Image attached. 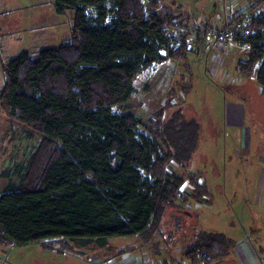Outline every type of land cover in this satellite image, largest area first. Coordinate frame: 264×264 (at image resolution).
<instances>
[{
    "label": "trees",
    "instance_id": "obj_1",
    "mask_svg": "<svg viewBox=\"0 0 264 264\" xmlns=\"http://www.w3.org/2000/svg\"><path fill=\"white\" fill-rule=\"evenodd\" d=\"M158 6L159 0H54L56 12L73 13L68 42L10 60L0 110L39 143L18 183L0 192V246L41 243L74 253L73 247L101 249L113 237L150 239L164 207L209 199L201 175L188 168L199 123L186 120L179 109L165 113L175 104L173 90L167 107L146 124L113 111L134 93L137 74L165 59L162 49L173 61L187 60L193 51L186 39L175 46L170 35L187 26L186 17L172 8L158 12ZM87 8L95 11L91 19ZM247 26L261 33L237 68L252 76L264 96V17ZM196 34L199 43L200 30ZM184 85L188 93L191 85ZM172 162L183 168V176L172 170ZM186 182L189 190H183ZM196 235L183 261L215 264L229 254L232 239L223 233Z\"/></svg>",
    "mask_w": 264,
    "mask_h": 264
},
{
    "label": "rangeland",
    "instance_id": "obj_2",
    "mask_svg": "<svg viewBox=\"0 0 264 264\" xmlns=\"http://www.w3.org/2000/svg\"><path fill=\"white\" fill-rule=\"evenodd\" d=\"M256 1L159 0L158 12L172 8L175 14L186 17L187 26L173 28L170 35H179L182 44L187 38L193 51L186 53L187 60L173 61L167 58L168 50H162L160 55L165 59L140 71L134 80V93L125 103L113 107L115 113H131L146 124L155 111L167 107L173 90L175 104L168 106L165 113L169 116L179 109L186 120L199 123V138L188 168L201 175L209 199L203 203L189 199L182 207H164L161 224L150 239L138 235L113 237L101 249L73 247L74 253L46 249L41 243L10 244L0 246V264H191L183 261V251L194 245L201 231L223 233L232 239L229 254L215 264H264V210L260 203L264 199V96L252 76L237 68L238 62L246 59L247 51L220 40L219 35L207 34L208 30L239 32L256 8ZM1 2L0 89L10 60L23 51L35 56L42 49L66 44L73 23L70 11L61 15L58 24L43 17H51L49 10H53L54 0H29L27 8L16 7L17 10L9 8L14 1ZM261 3L258 0L257 6ZM107 8L111 10V4ZM24 14L31 18V31L49 30L46 41L29 45L28 49L16 42ZM86 14L91 19L95 11L87 8ZM198 18L203 28L196 43ZM173 44L177 45L176 40ZM185 81L191 85L188 93L184 92ZM237 105L245 106L248 116L241 133L236 129L243 128L241 124L224 119L226 106L230 111L239 108ZM250 123L254 125L253 134L247 130L253 128ZM16 128L0 110V192L10 183H18L39 143V138L27 137ZM139 131L145 133L142 127ZM171 168L183 176V168L176 162L171 163ZM183 188L190 189L188 182Z\"/></svg>",
    "mask_w": 264,
    "mask_h": 264
},
{
    "label": "crops",
    "instance_id": "obj_3",
    "mask_svg": "<svg viewBox=\"0 0 264 264\" xmlns=\"http://www.w3.org/2000/svg\"><path fill=\"white\" fill-rule=\"evenodd\" d=\"M11 2H13L12 7L9 6V8H12L11 10H17L16 7L25 9L27 8V4H29V0H10ZM19 3L20 5L16 6L15 3ZM0 3L1 0H0ZM4 5V4H3ZM53 10H49V12L51 13V17L49 16V14H45V16L43 17H48L52 20L53 23L58 24L59 21H61V15L63 13H59L56 12L54 7L52 8ZM1 13V11H0ZM23 19H24V23L20 24L19 27V31L17 32V35L19 36V39L16 41L18 42L23 49H28L29 45L32 44H36L37 42H41L43 40L46 41L47 36L49 35V30L47 32H44V30H40V31H31L30 30V23L28 22L29 18L28 16H26L25 14L23 15ZM26 24H28L26 26ZM59 44V43H58ZM60 45V44H59ZM58 46V45H57ZM56 47V46H55ZM24 52V51H23ZM239 108L234 109L232 108L230 111L228 110V107L226 106V110H225V121L228 119L230 120L231 124H241V126H243V128H241L240 126H237L236 129L240 131V133L243 131L244 127L246 126V122L248 120V116L246 115V108L245 106H241L237 105ZM252 127H248L247 130L249 129L250 132L252 130V134L254 133V125L253 123H250ZM260 183V182H259ZM261 206H263L261 208V210H264V199L260 200Z\"/></svg>",
    "mask_w": 264,
    "mask_h": 264
},
{
    "label": "built area",
    "instance_id": "obj_4",
    "mask_svg": "<svg viewBox=\"0 0 264 264\" xmlns=\"http://www.w3.org/2000/svg\"><path fill=\"white\" fill-rule=\"evenodd\" d=\"M253 6V5H252ZM258 17H264V1L261 3L260 6H256V8L253 10L252 14L249 16L248 20L244 23V25L241 27L239 32L235 33L233 31H216V30H208V35H219L220 40L222 41H228L231 42L233 45L237 44L240 45L241 48L248 50V48L250 47V43L253 40H256L258 36H260V30L255 28V29H250L248 28L249 26H247L252 20H254L255 18ZM231 17H229L230 20ZM204 21V20H203ZM238 26L240 27V25L238 24ZM203 28V24H200V19H197L196 22V30H202ZM174 37L172 38V40H176L177 45L175 44V46H179L182 44V41L180 39V36L177 34L173 35ZM237 37H244L246 38V40L242 43L240 40L236 39ZM172 41V42H173ZM186 42H187V38H186ZM164 50V49H162ZM161 50V51H162ZM160 51V52H161Z\"/></svg>",
    "mask_w": 264,
    "mask_h": 264
}]
</instances>
